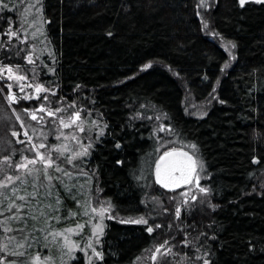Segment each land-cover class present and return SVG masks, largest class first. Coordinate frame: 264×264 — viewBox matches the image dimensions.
<instances>
[{"label":"trees","instance_id":"1","mask_svg":"<svg viewBox=\"0 0 264 264\" xmlns=\"http://www.w3.org/2000/svg\"><path fill=\"white\" fill-rule=\"evenodd\" d=\"M40 3L52 49L41 82L56 91L51 106L81 95L102 126L108 125L84 158L102 199L117 215L136 217L145 212L148 194L170 195L152 182L155 158L148 170L158 147L155 126L133 119L140 106H152L167 114L163 124L176 129L172 135L181 143L198 145L207 176L202 185L211 189L205 203L183 210L174 225L168 217L173 231L182 232L175 251L188 233L191 244L211 253L212 264H264V186L257 182L264 172V4L213 0L204 13L213 39L202 31L196 0ZM217 38L236 45V59L225 72L227 54ZM7 94L1 86L0 105H8ZM212 94L216 102L204 117L187 115L186 96L206 102ZM31 104L35 108L39 101ZM4 157L16 161L19 153L10 147ZM146 229L106 223L99 245L104 259L93 264H134L158 238ZM201 232L206 235L194 240ZM75 256L69 264H87L81 252Z\"/></svg>","mask_w":264,"mask_h":264},{"label":"rangeland","instance_id":"2","mask_svg":"<svg viewBox=\"0 0 264 264\" xmlns=\"http://www.w3.org/2000/svg\"><path fill=\"white\" fill-rule=\"evenodd\" d=\"M6 3L9 4V8L5 9L4 11H0V33H6L11 26V29L13 31H19V34L21 37L27 36V40H21L13 37L11 40H9L8 36L5 34L0 38V55L3 54V58L0 59V65H12L13 66V72L17 73L18 75L26 76L27 79L23 81H18L16 79H8V73L7 69H4L3 72H0V90L1 86L8 92L7 97L9 95V89L7 87L8 84H11L13 87L11 91L15 93L17 97V101L13 103H9L8 98H6V101L8 105H0V180H3L6 174H12V175H19L21 179L25 178V172L23 169L17 170L15 168V164L17 162H20V158L22 155H27L29 157L35 156V149L31 147L32 144H36L37 146L40 143H45L47 145L46 148L40 149L41 152H49L50 150L53 151V154L55 155V151L51 149L52 144H62L67 143L69 146L75 147V142L72 141L69 137L67 141L64 140L63 137H61L59 140L56 139V133L57 130L64 132L65 134H70L74 130V128H62L59 124V116H66L70 114L74 109L73 108H67V112H60L57 113L55 116H48L47 112H40L39 106L41 103L45 105L46 108L49 109H56V108H64L67 105L71 104V102L64 101L62 102L58 101L56 102V107H52L51 104L53 101L50 98L45 101L43 100V97L47 95L48 97H53V95L50 92H41L39 94L40 99L36 98V93L34 87L26 86L24 87V91H20V86L23 85H34L36 83H42L41 82V72H43V69L45 70V61L52 59V49L50 47V44L46 38L45 35V25L43 18L40 13L36 11V8H28L29 4H36V0H5ZM208 7H204L201 5V0H196L197 3V13L199 12L200 15H197L199 17L202 31L205 35L208 37L215 39L216 34L213 35L212 30L209 27L208 29H205L203 26V23L201 21V16H203L204 20V13L209 10L211 6V2L213 0H206ZM247 3H255V0H248ZM246 3V4H247ZM239 4V0H238ZM245 4V5H246ZM15 5V7H13ZM198 5H201L198 7ZM240 6V5H239ZM37 7L39 5L37 4ZM241 7V6H240ZM27 9V12L25 11ZM221 49L226 52L227 54V62L225 64V67L223 68V72H225L232 64L234 63L236 59L235 49L231 47V44L229 41H225L221 38H217L216 41ZM51 52V55L49 53ZM32 54V58L35 61V63H29L26 57L28 54ZM234 57V58H233ZM10 61V62H8ZM12 62H16L17 64H12ZM16 65H19L20 67L17 68ZM45 88H49L44 84ZM51 89V88H50ZM54 90V89H53ZM54 92H56L54 90ZM214 93V92H213ZM31 95V99H26L25 97L28 95ZM85 97H82L81 95H78L75 97V107L81 109V115L82 118L86 120L85 123V132L79 133L77 130V134L83 138V142L85 144L88 143V137L91 135L94 140L97 136L96 131H92L91 133L88 132V127L91 124V121H98L100 123V126L102 127V121L100 118V115L98 113L93 112L89 105L86 104L84 101ZM33 101H39V104L35 108H30L32 106ZM24 102L25 106H27L28 109L37 110V119L33 120L31 118L30 113L25 112V106H20L21 103ZM216 97L214 94H212L208 99H206V102H196L194 99L190 96H186L184 99V108L187 113V115L200 119L204 117V112H208L210 107L215 104ZM15 104V106H14ZM27 104V105H26ZM17 106V107H16ZM15 109V111H13ZM91 113L89 116L88 113ZM137 112L135 116H133L134 120H141L147 122H151L155 126V135L157 137H160V139H157L158 141V147L156 148V156L160 153V151L163 148H170V147H179L184 148L186 151H193L192 149L188 148L186 143H181L179 139L175 136H173L171 133L167 131H159L158 125L163 124L165 121V117L162 116L160 112H158L154 107L142 105L137 109ZM139 114V115H138ZM17 115L20 117V120H17ZM161 116L160 120H157L156 117ZM151 117V119H149ZM21 120L23 121L24 126L27 128L28 134L31 137V140H29L28 137L24 135L25 127L21 126ZM10 126V127H9ZM19 133V136H13V132ZM170 137H173L170 139ZM23 141V143L19 142ZM96 142V140H95ZM94 142V143H95ZM11 147V153L13 151L19 153V159L16 161H13L11 158L8 161L4 160V154L7 152L8 148ZM155 154L149 160L148 164V170L150 172V164L154 158H156ZM85 158V157H84ZM29 167H35V168H42V165L40 163H37L35 166L29 165ZM66 167H71L70 165H66ZM152 173V169L150 174ZM54 175H60L59 173H54ZM152 175V174H151ZM206 173L205 171L200 174V184L202 185V182L206 179ZM152 178V177H151ZM87 177H74L73 182L75 183L77 180L79 181V185L84 186V190H79V185L76 188H73V193L75 194V198L73 195H69L67 191L64 190V188L60 185L59 181H53L55 184V188L52 190L53 195L50 197H43L40 196L38 199L41 200V204H35V200L32 197H29V200H32L33 203L22 209V212L24 213L22 220H9L8 226L12 229V231L5 232L4 231V225L0 223V249L3 248L5 244H7L9 252L11 251H24L26 253H30L33 256L39 252L41 255L42 260L47 257L48 255H51L54 260L55 264H61V245L63 243L62 237H53L49 233L52 231H59L62 228L67 227H75L77 222L84 223L85 227L82 231L69 233L70 239L77 241L81 244V247H83L84 242L87 240L88 236L91 234L92 225L88 224L87 221L90 219L89 216H84L80 212L81 206L77 204V200H88L94 205H98L99 201H105L100 196L99 192L97 191V187L95 184V181H91L90 183H85L87 180ZM28 184H25L24 187L27 188L29 192L32 191V180L33 176L28 175L27 176ZM260 184L259 186H264V172L261 174L260 178L258 179ZM40 183H46L44 180V177L41 175V179L39 181ZM13 184L20 185V181L14 180ZM151 185V184H150ZM188 186L174 194L170 195H162L160 192H155L148 194L147 201L145 202V212L143 215L136 216V217H123L119 216L115 213L113 208L107 213H105V218L103 223L106 225L108 222H117L119 224L124 225H143L148 227L149 225H152L153 227L156 224L162 225L159 228L154 227L153 232L158 233V238H156V241L151 245L147 250H145L134 262V264H176V261L180 260V256H165L160 257L157 255V259L154 261L152 259V256L155 254V247L163 243L165 240L169 241L170 246L173 247V252L180 253L183 251V253H188L191 250V255L193 260H195V256L197 254L203 255L205 252L204 246L201 247L200 253L195 252V248H192L193 245L196 247H199L197 245L196 241L195 243H190L187 247L183 245L182 243L178 245V247H182L181 249L175 251V245L174 242L179 233L182 232H174L173 228L168 227L169 220L168 217L171 215L172 218V225H174V221H177V218L175 217V209L178 205L181 204L183 201V197L180 195L182 192H185ZM153 190V189H152ZM0 191L6 192L7 194L11 195V185H9L5 189H0ZM41 192H43V188L40 189ZM59 194L61 199V206L60 211L58 213L52 212L51 209L44 208V211L48 212L50 216L59 215L61 216L60 220L56 219H48L45 223V218L43 216H40L39 220L32 219V216H39V209L44 207V204L46 203H52L55 206V200H56V194ZM195 193L197 196L196 201H191V195ZM23 194V192L19 193ZM208 195V194H207ZM190 203L196 204L198 202H201V200L207 199L205 194L200 193L198 189H196L194 186H192L191 192L188 193ZM156 197L157 200H153L152 198ZM175 197V199H173ZM63 199H65L68 203L67 206L63 204ZM17 203H21V201L17 200ZM170 207L169 209V206ZM0 207H7V201L4 202L3 205H0ZM167 208L168 211L165 212L164 209ZM69 210L73 212H77V215L70 216ZM183 210H188L189 208L187 205L182 206L181 213ZM15 209H13V212ZM6 213V212H5ZM12 213L7 212V215L0 219V222L4 221L5 217L10 216ZM95 217L93 220V223L99 222V217L96 216V214H91ZM143 216L148 220V225L145 224H135L128 221L138 219L139 217ZM111 217V218H109ZM26 221V223H25ZM125 221V222H121ZM18 229H23V231H18ZM184 232V230H183ZM179 236V235H178ZM164 237V239H162ZM181 237H185L187 239V236L183 234ZM12 238V239H8ZM18 242H24L25 247L24 248H17L16 245ZM30 245V247H29ZM47 245V247H45ZM100 245V244H99ZM99 245H96V247L99 250ZM66 251V250H65ZM163 252V250H161ZM81 252L79 250L75 251ZM74 253V255H75ZM83 255L84 253L81 252ZM181 253V255L183 254ZM0 256L7 257V260H17L18 264L20 261L29 259V257L26 256H11L8 254V252L0 251ZM96 260V258H93V261ZM65 264H69L71 261L67 259V257H64ZM195 264H202V261H196Z\"/></svg>","mask_w":264,"mask_h":264},{"label":"snow or ice","instance_id":"3","mask_svg":"<svg viewBox=\"0 0 264 264\" xmlns=\"http://www.w3.org/2000/svg\"><path fill=\"white\" fill-rule=\"evenodd\" d=\"M248 2V0H239V5L241 7H244V5ZM255 3L257 4H264V0H255ZM37 4L39 7H37ZM201 5L204 7H208L206 0H201ZM201 5H198L200 7ZM15 7V5H13ZM9 8V4L5 2V0H0V11H4L5 9ZM28 8H36V11L41 14L43 12V5L40 3V0H36V4H29ZM27 12V9L25 10ZM197 15H200L198 12ZM201 21L203 23V26L205 29H208V21L204 20L203 16H201ZM213 35L216 33L214 30H212ZM7 35L9 40H11L13 37L21 40H27V36L21 37L19 34V31H13L11 29V26L9 27L8 31L6 33H0V38H2L3 35ZM111 35V33H109ZM232 48H235L236 45L234 42L229 41ZM51 55V52L49 53ZM234 58V57H233ZM29 63H35V61L32 58V54L29 53L26 57ZM149 65H145V67H148ZM17 68H19V65H16ZM4 69H7L8 73V79H16L18 81L26 80V76L18 75L17 73L13 72V66L12 65H0V72H3ZM50 71H55L54 69H50ZM179 75V73H176ZM31 86L34 87L36 98L40 99L39 94L43 92H50L52 95H55V92L53 89L45 88L44 84L42 83H36L34 85H21L20 91H24V87ZM9 89V95L8 100L9 103H13L17 101V97L15 93L11 91L12 85H7ZM215 91V89H213ZM26 99H31V95L25 97ZM49 97L45 95L43 97V100L47 101ZM220 103H225L224 100H220ZM67 108H73L74 110L66 115V116H59V124L62 128H74L72 133L65 134L62 131L57 130L56 133V139L59 140L61 137L64 138L65 141H67L70 137L72 141L75 142V147L69 146L67 143L62 144H52L51 149L55 151V155L53 154V151H49L47 153L41 152L40 149H44L47 147L45 143H40L38 146L36 144H32L31 147L35 149V156L29 157L27 155H22L20 158V162H17L15 164V168L17 170L23 169L25 172V178L21 179L19 175H12V174H6L3 180H0V189H5L9 185H11V195L7 194L6 192L0 191V205H3L5 201H7V207H0V215H2L4 212H10L12 213L10 216L5 217L4 221L0 222L4 225V231L9 232L12 231V229L8 226L9 220H22L24 213L22 212V209L27 207L28 205L32 204L33 201L29 200V197L34 198L35 204H41V200L38 199L40 196H43L45 198L50 197L53 195V189L55 188V184L53 181H59L60 185L64 188L65 191L69 193V195H73L75 198V194L73 193V188H76L79 185V181L77 180L75 183L73 182L74 177H87L88 179L85 181V183H90L91 181V173L86 170L85 165L87 164V161L84 159V157H87L91 154V149L94 146L95 140H98L101 136L104 135L105 129H107L108 125L104 124L102 127L100 126V123L98 121H91V124L88 127V132L91 133L92 131H96L98 134L94 138L89 135L88 137V143L85 144L83 142V138L77 134V130L79 133L85 132V123L86 120L82 118L81 115V109L75 107V101H72L71 104L67 105L64 108H56V109H49L46 108L43 103L39 106L40 112H47L48 116H55L57 113L60 112H67ZM15 111V109L13 110ZM25 112L30 113L31 118L33 120L37 119V110L33 109H24ZM207 113L204 112L203 115H206ZM88 115L90 116L91 113L89 112ZM139 115V114H138ZM162 116H167L166 113H162ZM17 120H20V117L17 115ZM151 119V117H149ZM157 120L161 119V116L156 117ZM21 126L25 127L23 124V121L21 120ZM159 131H167L171 134L178 135L176 132V129L171 124H160L158 125ZM13 136H19V133L13 132ZM24 135L31 140V137L28 134L27 128L25 127ZM157 139H160V137H157ZM23 143V141H19ZM115 147L119 149L121 147V144L119 141L116 142ZM188 148L192 149L193 151H186L184 148H176L173 147L169 150L164 151L162 155L158 157V159L155 162V178L156 182L162 185L166 189H177L181 186H188L185 192H182L180 195L183 197V201L180 205H178L175 209V217L177 219L181 216V209L182 206L187 205L189 210H191L192 207L195 205L190 203L188 193L191 192L192 186H194L196 189L199 190L200 193L207 194L211 191L209 187L203 186L200 184V174L205 171L204 164L205 162L199 155V148L198 145L192 142H189L187 145ZM255 159V158H254ZM5 161L10 160V157H4ZM37 163H40L42 165V168H35V167H29V165L35 166ZM117 164H123L124 162L122 160H117ZM66 165H70L71 167H66ZM54 173H59L60 175H54ZM31 175L33 176L32 180V191L29 192L26 187H24L25 184H28L27 176ZM41 175L44 177V180L46 183H40ZM144 177L141 176L138 179H143ZM14 180L20 181V185L13 184ZM43 188V192L40 191V189ZM79 190L83 191L84 186L79 185ZM97 191H102V189H97ZM23 192V194H19ZM153 200H157L156 197L152 198ZM175 199V197H173ZM191 201L194 202L197 199V196L195 193L191 195ZM19 200L21 203H17L16 201ZM205 203L204 200H201V204ZM77 204L81 206L80 212L84 216H89L90 219L87 221L88 224L92 225L91 234L88 236L87 240L84 242L83 247H81V244L77 241H74L70 239L69 233L79 232L82 231L85 227L84 223L77 222L75 227H67L62 228L59 231H52L49 233L53 237H62L63 243L61 245V264H65L64 257L66 256L69 261L77 259V257L74 255L75 251L79 250L84 253V257L87 260V264H93V258H96L97 260L102 261L104 259V253L101 250H98L96 245H99L102 243L101 237L104 235V229L106 225L103 223L105 218V213L109 212L111 208L113 207L110 201H99L98 205L92 204L88 200H77ZM61 206V199L59 194H56V200H55V206L52 203H46L44 204L43 208L39 209V216H32V219L39 220L40 216H43L45 218V223L48 219H56L60 220L61 216L55 215L50 216L48 212L44 211V208L51 209L52 212L58 213L60 211ZM213 209H215V205H211ZM13 209L15 211L13 212ZM165 212L168 211L167 208L164 209ZM70 216L77 215V212H73L69 210ZM91 214H96V216L99 217V222L93 223V220L95 219L94 216ZM111 218V217H109ZM122 223L125 221H121ZM135 224H145L148 225V220L144 218L143 216L139 217L138 219L128 221ZM26 223V221H25ZM162 225L156 224L154 227L159 228ZM171 224L168 225L169 228H171ZM191 227H195V224L190 225ZM154 227L152 225H149L147 227V232L152 233L154 231ZM181 230H183L181 228ZM18 231H23V229H18ZM188 233H185V236H187ZM200 235H206L205 233L201 232L198 234L197 237H194V240H198V237ZM12 239V238H8ZM183 245L186 247L190 244V241L188 239H184L181 241ZM17 248H24L25 243L24 242H18L16 245ZM30 247V245H29ZM47 247V245H45ZM173 247L169 245V241L165 240L163 243L158 244L155 247V254L152 256V259L155 261L157 259V255L160 257L165 256H180V260L176 261V264H195L196 261H202V264H212V261L210 260L211 253L209 251H205L203 255L197 254L195 256V260L192 259V257L189 256L188 253H183L182 255L180 253L173 252ZM195 248L196 253H200L201 247ZM66 250V251H65ZM163 250V252L161 251ZM0 251L8 252L11 256H28L29 259L20 261L19 264H55V260L51 255H48L43 260L41 258V255L39 252H37L34 256L30 253H26L24 251H11L9 252L7 244L3 246ZM0 264H18L17 260H7V257L0 256Z\"/></svg>","mask_w":264,"mask_h":264},{"label":"water","instance_id":"4","mask_svg":"<svg viewBox=\"0 0 264 264\" xmlns=\"http://www.w3.org/2000/svg\"><path fill=\"white\" fill-rule=\"evenodd\" d=\"M171 148H173V147L166 148L165 150H163L162 152H160V153L156 156V158H155V160H154V163H153V166H152V175H151V177H152V182H153L154 186H155L156 188H158L161 192L166 193V194H173V193H176V192H178V191H180V190H182V189H184V188L187 187V186H181L180 188H177V189H166V188H164L162 185H160L159 183L156 182V178H155V162H156V160L158 159V157L164 153V151L169 150V149H171ZM176 148H179V147H176Z\"/></svg>","mask_w":264,"mask_h":264},{"label":"bare ground","instance_id":"5","mask_svg":"<svg viewBox=\"0 0 264 264\" xmlns=\"http://www.w3.org/2000/svg\"><path fill=\"white\" fill-rule=\"evenodd\" d=\"M152 174V173H151Z\"/></svg>","mask_w":264,"mask_h":264}]
</instances>
